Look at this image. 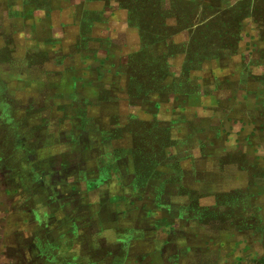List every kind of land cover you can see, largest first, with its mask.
Wrapping results in <instances>:
<instances>
[{"label": "crops", "instance_id": "1", "mask_svg": "<svg viewBox=\"0 0 264 264\" xmlns=\"http://www.w3.org/2000/svg\"><path fill=\"white\" fill-rule=\"evenodd\" d=\"M193 1L192 28L147 44L112 0H0L3 183L94 264H264V39L212 55L198 27L241 0ZM92 190L116 205L104 240ZM34 232L16 227L8 261L38 254Z\"/></svg>", "mask_w": 264, "mask_h": 264}, {"label": "rangeland", "instance_id": "2", "mask_svg": "<svg viewBox=\"0 0 264 264\" xmlns=\"http://www.w3.org/2000/svg\"><path fill=\"white\" fill-rule=\"evenodd\" d=\"M110 1V0H108ZM115 2H118L116 0H112ZM244 1H251L252 0H241L240 2ZM119 3V2H118ZM123 3V4H122ZM119 3V6L124 8L128 4L122 2ZM168 2H166L167 4ZM248 4V3H247ZM164 0H161L160 6L163 7ZM178 10L181 11V8L184 7L181 3L177 2ZM245 6V5H244ZM246 7V6H245ZM193 9H195L193 7ZM183 14V13H182ZM184 15V14H183ZM184 17V16H183ZM140 18L142 17H135V20L137 23L143 22ZM169 19H174L173 17H168ZM245 25L242 24L241 27L238 28L237 32L241 29L243 31V34L245 33V38H256L261 36L264 39V27L263 24L261 25V29H259L260 33L258 32V29L256 28V23L253 21V19H249L246 21ZM233 33H235V30H233ZM251 45V43H249ZM237 45L230 47L229 49H224L221 51V54L229 53L234 51ZM255 46V45H254ZM4 87L0 85V104L7 102L8 100L4 99L2 96V93H4ZM161 135L162 132L160 133ZM18 142V141H15ZM16 166L18 167V163H16ZM144 174V173H143ZM157 181V180H156ZM159 183L161 181H164V177L158 179ZM158 184V183H157ZM9 190V193H7ZM129 196L128 194H126ZM90 197H92L94 200L90 203L91 209L94 213H98V217L95 216V218L91 219L90 223L93 224V228L96 232L95 238L97 240H104L107 233H113L117 232L115 223L118 222L115 220V215L117 213L116 205L114 203V198L112 197H106L102 198L99 195V191L92 190L90 193ZM102 199V200H101ZM36 204H24L23 206L20 205V202L18 200V192L15 190V188L10 184L5 185L3 183V176L1 174L0 170V264H15L12 260L8 261L9 259L15 258L16 252L15 250H8L7 252L3 250V242L12 241V239H17L12 233L16 229L17 226L21 224V222L26 223L30 229L36 231V234L34 235V244L33 247L35 250L37 249V255L32 256L34 258H31V254L26 252L24 255V263L20 262L19 264H29V261L34 259L31 263L36 262V264H53L52 260L56 257L59 259L56 261V264H94V261H91L89 257H80L75 251H70V247H72L75 244V238L72 237L70 239H67L66 241H63L61 243L60 235L61 233H67V230H72L73 224L72 223H63V224H55L52 223L51 216H52V208L49 202L44 200L42 197H37L35 199ZM37 207V208H36ZM34 209H38V211L34 212ZM57 217H60L61 214H63L60 211H57L56 213ZM50 229H54L55 231L52 233H49L46 231V227L48 226ZM16 226V227H15ZM101 232H103L101 234ZM35 233V232H34ZM101 234V235H100ZM131 237L129 232L123 231L121 234V240H123L125 243L127 240ZM67 237H64V240ZM90 245H92V242H89ZM59 246H63L61 249H58ZM60 250V252L57 251ZM113 251V248H111ZM6 252V253H5ZM115 254L118 255L116 261L114 264H122L123 260L125 259V252L120 250L119 252H116ZM244 258L241 257V261H243ZM163 261V259L160 258V261L155 264H160ZM16 263V264H18ZM113 264V263H112Z\"/></svg>", "mask_w": 264, "mask_h": 264}, {"label": "trees", "instance_id": "3", "mask_svg": "<svg viewBox=\"0 0 264 264\" xmlns=\"http://www.w3.org/2000/svg\"><path fill=\"white\" fill-rule=\"evenodd\" d=\"M116 1L128 4L124 9L129 12V22L132 26L140 29L141 36L147 44H153L161 37H169L174 32H178L181 29L192 28L194 24L193 20L195 19L198 9L196 2L193 0H172L171 9L167 12L162 10L160 6L161 0ZM177 2L184 6L181 8V11L177 8ZM193 7L195 9H193ZM249 7H252V11L249 10ZM204 11L211 16L217 13L212 8H206ZM139 16L142 17L140 18L143 21L141 23H137L135 20V17L138 18ZM246 16H252L256 22L260 21L264 23V0L240 2L229 10V12L221 13L216 16V20L204 18L207 20L203 25L205 27H198L199 34L202 35L206 41L202 44V47L211 48L210 52H212V55H221V51L224 49L235 46L236 42L239 40L241 29L238 32L237 30L242 26L239 21ZM168 17H173L175 19L177 22L175 27L170 26L168 23L166 25V18L168 21ZM233 30H235V33H233Z\"/></svg>", "mask_w": 264, "mask_h": 264}]
</instances>
